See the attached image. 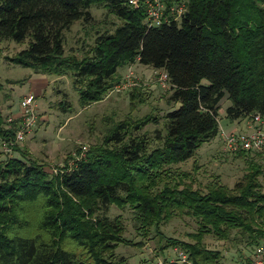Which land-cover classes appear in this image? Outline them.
Wrapping results in <instances>:
<instances>
[{
	"label": "trees",
	"instance_id": "16d2710c",
	"mask_svg": "<svg viewBox=\"0 0 264 264\" xmlns=\"http://www.w3.org/2000/svg\"><path fill=\"white\" fill-rule=\"evenodd\" d=\"M164 2L168 21L149 26L145 5L127 0H0V40L29 39L10 61L43 74H71L82 106L103 99L120 82L118 67L136 61L167 73L169 100L177 104L163 115L165 132L153 147L145 133L133 134L157 119L144 116L132 126L119 122L86 157L55 173L24 152L3 160L0 264H127L115 251L122 242L120 216L105 214L112 204L131 206L145 236L151 228L160 236V224L175 215L196 220L191 242L163 236L161 252L171 247L186 254L184 262L164 257V264H222L221 251L205 246L207 234L220 240L245 234L250 254L241 264L264 242L258 181L264 161H249L233 187L216 180L206 191L177 182L169 170L218 134L225 94L228 118L264 116V0ZM174 4L184 5L178 17L170 13ZM93 5L121 23L98 34L82 56L66 54L64 32L75 21H89ZM66 102H59L61 109H69ZM18 121L7 122L0 112V138L13 139Z\"/></svg>",
	"mask_w": 264,
	"mask_h": 264
},
{
	"label": "rangeland",
	"instance_id": "374dc122",
	"mask_svg": "<svg viewBox=\"0 0 264 264\" xmlns=\"http://www.w3.org/2000/svg\"><path fill=\"white\" fill-rule=\"evenodd\" d=\"M90 12L89 21H75L64 32L66 54L82 56L98 34L112 31L121 23L102 5L91 6ZM28 41L29 39L24 42L0 40L1 112L4 115L16 113L13 110L9 111L11 107L7 102L9 98L10 103H14V108L19 109L17 103L23 97L31 96L34 99L37 114L32 131L21 143L13 145L11 150H5L1 144L3 139L0 138V163L8 157L23 158L25 153L31 160L42 163L46 170L55 173L62 166H71L75 154L82 152L80 148L83 145L87 147V150L82 152L84 153L82 158L87 156L91 147L101 145L104 137L119 122L132 126L144 116H156L157 119L148 122L141 130L134 131L133 134L145 133L151 142V147L157 144L156 138L165 132L163 115L177 104L169 100L172 91L157 84V76L153 75L152 66L136 61L118 67L116 74L120 79L119 83L122 84L125 81V75L130 68L133 71L132 80L136 84L120 91L112 90L103 99L82 106L71 74L62 76L44 74L43 83L40 77H33L30 83L26 81L32 69L15 64L10 61V58L26 48ZM61 100H66V103L70 104L68 110L61 109L59 105ZM230 104L231 101L225 94L219 102L218 134L202 143L190 158L171 165L169 170L174 180L202 191H206L207 186L216 180L228 187H233L241 182L244 174L248 172L249 161L263 163L264 148L255 152L226 149L221 132L251 133L254 127H260L264 132L263 119L253 127L248 125L252 119L251 116L228 118L226 108ZM8 117L10 116H3L5 120ZM6 125L9 127V124L6 123ZM180 172L183 174L179 176ZM258 181L261 191L264 192V177L260 175ZM31 210L35 215V211ZM105 214L109 219L120 216L122 242L117 245L115 251L119 256H124L127 264H156L158 261L163 264L164 257L165 260L175 261L174 258L177 256L175 248H165L162 252L159 249L165 244V238L171 237L191 242L193 241L191 234L198 229V224L193 217L181 214L160 224V236L155 234L154 228H151L150 233L145 236L137 221L136 212L131 206L126 205L120 208L112 204ZM33 230L37 228L34 227ZM139 242L143 245L136 244ZM203 242L207 248L221 251L222 264H241L250 254L251 244H247L245 234L238 232H232L227 240H220L212 234H207L204 235Z\"/></svg>",
	"mask_w": 264,
	"mask_h": 264
},
{
	"label": "built area",
	"instance_id": "2783aa9c",
	"mask_svg": "<svg viewBox=\"0 0 264 264\" xmlns=\"http://www.w3.org/2000/svg\"><path fill=\"white\" fill-rule=\"evenodd\" d=\"M128 3L134 7H138L139 4L143 3L146 9V23L149 26H158L164 22H167L168 19L163 16L165 9L164 0H127ZM184 11L183 4H174L170 8V13L174 14L175 17H178ZM153 75H156L157 84L167 89L170 87V82L167 73L162 69H154ZM133 71L129 68L127 74L125 75V81L119 84H116L113 90L120 91L129 86H134L136 83L133 81ZM20 115L17 118H8L7 122H12L15 119H18V124L16 128V133L14 138L11 140H3L1 144L5 147L6 151L11 150L12 146L18 143H21L27 134H29L35 123L36 116L34 99L31 96L23 97L20 102ZM252 119L248 122L249 126H255L257 122L264 120V116L260 114H254ZM255 124V125H254ZM259 126V124L257 125ZM255 129L251 133L243 132H221L223 143L228 151H259L264 148V132L260 127H254ZM87 150V147L83 145L80 148V151L84 152ZM75 154V160L82 158L84 153ZM56 172V171H55ZM174 251L177 253V258L180 262L186 261V254L178 248H175ZM156 264H162L161 261H158ZM164 264V263H163ZM243 264H264V242L258 243L249 258V260Z\"/></svg>",
	"mask_w": 264,
	"mask_h": 264
},
{
	"label": "crops",
	"instance_id": "0c3cea01",
	"mask_svg": "<svg viewBox=\"0 0 264 264\" xmlns=\"http://www.w3.org/2000/svg\"><path fill=\"white\" fill-rule=\"evenodd\" d=\"M144 73H147V71H144ZM33 77H35V78H38V77H40V80H41V82L43 83L44 82V74L43 73H39V72H34L33 70H32V73L29 75V77H27L26 78V81L27 82H31V80L33 79ZM8 102V104L11 106L10 107V109H9V111H11V110H13V112L15 111L16 113H13L12 114V112H11V114L9 115V114H6L7 116H10V118L12 117V118H17L19 115H20V106H19V109H17V108H14V103H10V98H9V100L7 101ZM17 103V102H16ZM19 103H17V105H18ZM2 111V109H0V112ZM3 113L1 112V115H2ZM6 115H2V116H6ZM14 115H16V116H14ZM9 118V117H8ZM7 118V119H8ZM6 119V120H7Z\"/></svg>",
	"mask_w": 264,
	"mask_h": 264
}]
</instances>
